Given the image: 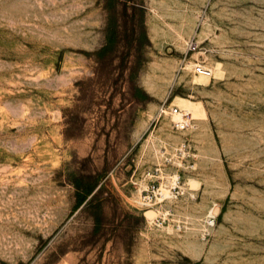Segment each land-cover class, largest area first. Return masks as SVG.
<instances>
[{
	"label": "rangeland",
	"instance_id": "1",
	"mask_svg": "<svg viewBox=\"0 0 264 264\" xmlns=\"http://www.w3.org/2000/svg\"><path fill=\"white\" fill-rule=\"evenodd\" d=\"M0 264H264V0H0Z\"/></svg>",
	"mask_w": 264,
	"mask_h": 264
},
{
	"label": "built area",
	"instance_id": "2",
	"mask_svg": "<svg viewBox=\"0 0 264 264\" xmlns=\"http://www.w3.org/2000/svg\"><path fill=\"white\" fill-rule=\"evenodd\" d=\"M195 72L199 75L211 77L212 71L202 64H196ZM173 115L178 116L177 120L174 121V127L177 130H186L191 127L192 119L188 113H182L179 109L173 110Z\"/></svg>",
	"mask_w": 264,
	"mask_h": 264
},
{
	"label": "bare ground",
	"instance_id": "3",
	"mask_svg": "<svg viewBox=\"0 0 264 264\" xmlns=\"http://www.w3.org/2000/svg\"><path fill=\"white\" fill-rule=\"evenodd\" d=\"M159 66V65H157ZM199 81L201 84H208L209 83V77L206 76H200ZM188 101V100H187ZM187 101H180L179 106L187 113L193 114L196 117H203L204 116V111L202 107L199 104H192L191 102ZM174 118H179L178 116H175ZM173 118V119H174ZM170 192V191H168ZM166 193V192H165ZM167 194V193H166ZM165 194V195H166ZM169 194V193H168ZM167 196V195H166ZM150 215H153L152 212H150ZM210 220V219H209ZM212 221V220H211ZM214 223V222H213ZM212 226V225H211Z\"/></svg>",
	"mask_w": 264,
	"mask_h": 264
},
{
	"label": "trees",
	"instance_id": "4",
	"mask_svg": "<svg viewBox=\"0 0 264 264\" xmlns=\"http://www.w3.org/2000/svg\"><path fill=\"white\" fill-rule=\"evenodd\" d=\"M93 191H94V187H91L86 191H83L80 188H78L77 189V197H78L77 206L80 207L81 205H83L88 199V197L92 194Z\"/></svg>",
	"mask_w": 264,
	"mask_h": 264
}]
</instances>
